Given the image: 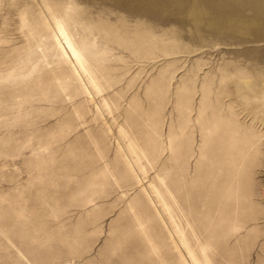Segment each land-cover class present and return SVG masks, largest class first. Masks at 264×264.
Returning <instances> with one entry per match:
<instances>
[{"label":"rangeland","instance_id":"1","mask_svg":"<svg viewBox=\"0 0 264 264\" xmlns=\"http://www.w3.org/2000/svg\"><path fill=\"white\" fill-rule=\"evenodd\" d=\"M194 261L264 264V0H0V264Z\"/></svg>","mask_w":264,"mask_h":264},{"label":"bare ground","instance_id":"2","mask_svg":"<svg viewBox=\"0 0 264 264\" xmlns=\"http://www.w3.org/2000/svg\"><path fill=\"white\" fill-rule=\"evenodd\" d=\"M63 42H65V41L63 40ZM65 44H67V46L72 50V53L75 55V57L78 58L77 53L73 50L70 42L68 40H66ZM159 180L163 184V187H164L163 191H161L162 190L161 188H160L161 189L160 190L159 188L155 187L154 185H151L150 188H151L152 194L147 189L144 190V192H145V196L149 200L150 204L156 205L155 203L157 201L158 203H161L162 205L164 204V206H165L166 204H165V197L164 196L167 194V195H170L172 197L174 194L172 192V188H171L169 182L164 181L162 178L160 179V177H159ZM192 260H193V258H192ZM186 264H189V263L186 262ZM194 264H197V263L194 261Z\"/></svg>","mask_w":264,"mask_h":264}]
</instances>
